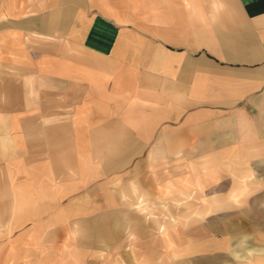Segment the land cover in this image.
Returning a JSON list of instances; mask_svg holds the SVG:
<instances>
[{
  "label": "crops",
  "instance_id": "obj_1",
  "mask_svg": "<svg viewBox=\"0 0 264 264\" xmlns=\"http://www.w3.org/2000/svg\"><path fill=\"white\" fill-rule=\"evenodd\" d=\"M0 35V49L14 65L35 68L38 80L63 82L69 99L77 101L75 116L107 114L105 106H115L121 116L112 123L124 133L117 138L129 143L122 162L152 142L203 148L201 171L219 184L225 178L232 188L224 192L228 201L216 192L202 209L212 214L236 209L247 188L255 190L246 182L255 177L250 164L261 172L255 178H264V0H0ZM31 52L44 59L34 61ZM139 92H149L154 108L147 119L137 117L133 107L136 99L146 97ZM105 98L116 102L108 104ZM157 105L165 107L159 116ZM74 131V138L68 137L70 155L61 152L64 140L56 137V187H46L53 189L56 217L70 223L86 219L93 180H100L103 171L92 172L91 143L78 141ZM150 154L134 165L131 191L121 190L123 201L163 200L151 190L157 188L155 178L139 169L154 160ZM190 161L181 156L182 163ZM108 212L95 220L107 221ZM123 215L143 238L141 248L153 256L155 221L134 209ZM223 223L230 228L227 239L213 241L199 230L190 249L203 257L212 254L213 264H237L236 221ZM100 227V242L106 243V226ZM183 234L177 238L182 235L184 242L192 237Z\"/></svg>",
  "mask_w": 264,
  "mask_h": 264
},
{
  "label": "rangeland",
  "instance_id": "obj_2",
  "mask_svg": "<svg viewBox=\"0 0 264 264\" xmlns=\"http://www.w3.org/2000/svg\"><path fill=\"white\" fill-rule=\"evenodd\" d=\"M5 52L0 49V264H213L212 254L203 257L196 248L190 249L196 245L192 239L197 240L199 230L203 237L213 241L227 239L230 228L223 226V222L229 219L236 221L237 264H264V178H255L261 172L254 164L249 167H253L255 177L246 182L255 190L247 188L235 204L236 209L212 214L201 207L216 192L228 201L224 192L232 186L225 178L219 184L201 171L199 167L206 165L203 148L166 147L152 142L122 162L129 143L117 138L124 133L112 123L116 116H121L115 106H105L107 114L75 116L73 108L77 101L69 99L62 81L58 86L52 79L38 80L35 68L14 65L11 55ZM31 58L44 59L36 52H31ZM141 95L146 97L136 99L133 107L136 105L137 117L147 119L152 116L153 107L149 106V92ZM104 101L116 102L107 98ZM142 101L147 104L143 106ZM158 105L159 116L160 109L164 111L165 107ZM162 128H158V135ZM74 129L78 130V141L91 143L88 149L93 160L92 172L103 171L100 180H93V194L87 197L92 198V204L87 203L91 206L85 211L86 219H73L70 223L62 216L60 220L56 217V199L50 201L53 189L46 187H56V137L64 140L60 143L61 152L70 155L68 139L74 138ZM206 151L210 152L207 148ZM149 154L154 160L150 164L146 161L139 169L146 177L155 178L157 188L151 190L157 191L163 200L123 201L121 190L131 191L130 172L139 159ZM182 155L193 161L182 163ZM45 192L51 193L43 195ZM122 202L127 209H134L157 224L153 256L141 248L143 238L133 232L128 215H123L129 210L123 208ZM105 210H109L110 217L98 221L100 224L95 219ZM62 214L57 212L58 216ZM101 225L106 226V243L100 242ZM184 230L192 235L185 242ZM178 234L182 235L177 238ZM256 247L261 248L263 255ZM255 256H262V261ZM221 260L224 261L223 257Z\"/></svg>",
  "mask_w": 264,
  "mask_h": 264
}]
</instances>
